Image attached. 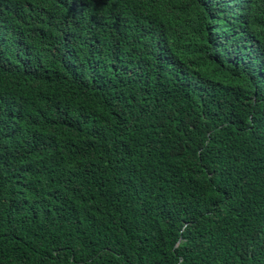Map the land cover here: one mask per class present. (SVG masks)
<instances>
[{
    "label": "trees",
    "instance_id": "trees-1",
    "mask_svg": "<svg viewBox=\"0 0 264 264\" xmlns=\"http://www.w3.org/2000/svg\"><path fill=\"white\" fill-rule=\"evenodd\" d=\"M0 264H264V0H0Z\"/></svg>",
    "mask_w": 264,
    "mask_h": 264
}]
</instances>
